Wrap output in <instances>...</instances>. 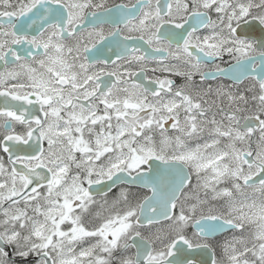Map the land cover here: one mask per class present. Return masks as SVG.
Wrapping results in <instances>:
<instances>
[{
    "label": "snow or ice",
    "instance_id": "obj_1",
    "mask_svg": "<svg viewBox=\"0 0 264 264\" xmlns=\"http://www.w3.org/2000/svg\"><path fill=\"white\" fill-rule=\"evenodd\" d=\"M0 264H264V0H0Z\"/></svg>",
    "mask_w": 264,
    "mask_h": 264
}]
</instances>
